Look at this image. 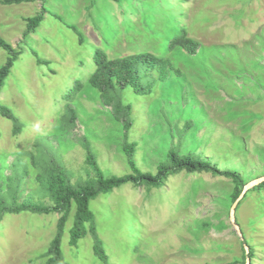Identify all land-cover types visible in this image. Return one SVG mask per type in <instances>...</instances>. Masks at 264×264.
Masks as SVG:
<instances>
[{"label": "rangeland", "instance_id": "374dc122", "mask_svg": "<svg viewBox=\"0 0 264 264\" xmlns=\"http://www.w3.org/2000/svg\"><path fill=\"white\" fill-rule=\"evenodd\" d=\"M42 5L44 20L23 38L25 20ZM183 30L201 47L186 63H177L179 73L171 72L148 96L130 88L120 93L122 101L134 104L128 142L137 144L138 168L155 172L169 149L185 153L194 140L203 159L222 170L236 169L246 183L263 177L264 0L0 3V37L21 50L0 94L21 131L14 135L16 123L0 115V173L26 168L34 177L30 155L37 156L40 143L67 169L73 185L84 182L93 176L85 164V141L105 177L130 173L122 127L88 83L94 49L110 59L138 52L164 56L169 40ZM8 56L0 49V68ZM75 81L82 90L68 103ZM67 104L77 112L74 124ZM233 191L228 177L182 172L161 188L126 184L99 196L90 209L107 264H243L245 240L254 248L250 264H264V189L239 202L242 236L231 221ZM73 214L62 237L63 264H104L94 255L90 233L76 248L69 246ZM59 218L6 215L0 221V264H46Z\"/></svg>", "mask_w": 264, "mask_h": 264}, {"label": "trees", "instance_id": "16d2710c", "mask_svg": "<svg viewBox=\"0 0 264 264\" xmlns=\"http://www.w3.org/2000/svg\"><path fill=\"white\" fill-rule=\"evenodd\" d=\"M32 1L34 0H0V3L11 5ZM45 13L46 10L42 5L39 14L25 20L27 29L23 34V38L36 31L44 20ZM71 28L79 35V40L82 43L84 41L83 37L75 27ZM200 47L201 42L189 37L187 32L183 30L181 35L169 40L167 53L164 56L152 52H138L110 59L101 49H94L93 62L95 69L90 74L88 83L99 92L100 102L103 107L110 111L113 121L119 123L122 127L125 138L122 151L131 170L130 173L122 176L105 177L87 141L84 142L86 150L85 164L88 171L93 173V176L92 174L89 175L84 182L73 185L69 179L67 169L53 152L48 148H41L40 143L35 146L37 156L32 153L30 155L31 165L37 170L34 177L30 176L26 168L22 173L12 169V173L8 176H3V173H0V221L8 214L13 215L23 212L39 215L52 213L60 215L57 221L56 235L52 239L47 253L46 264H63L62 237L72 212L74 214L73 224L69 231V246L76 248L78 242L90 233L94 238L93 252L95 257L102 263L107 264L108 256L103 241L97 235L95 216L90 209V203L99 196L110 194L126 184L156 189L165 186L169 177L182 172H205L232 179L234 191L231 198L233 202L238 199L248 183L243 180L236 169L222 170L217 165H213L207 158L203 159V151L197 152L198 145L196 146L194 140L191 141L192 144L185 153H181L179 147L169 149L165 161L156 167L155 172L142 171L138 168L136 163L137 144L128 142L129 132L133 126L134 104L122 101L120 93L126 88H130L133 94L137 96L152 94L154 86L159 82L166 81L171 72L179 73L180 69L177 67L179 61L186 63L187 56L196 55ZM0 49L9 54L6 63L0 68L1 94L5 80L9 76L14 62L21 55V50L15 49L2 37H0ZM38 62L48 64L41 59ZM81 90L82 84L75 81L66 94L68 103L72 102ZM66 109L67 114L70 115L68 117L69 123L74 124L77 118L76 110L70 104H67ZM0 115L16 123L13 133L18 135L21 126L18 124L17 117L1 102ZM183 134L179 136V145ZM263 189L264 182L248 191L245 198L250 192ZM240 205L241 203H239L238 208ZM245 245L249 247L248 256L253 258L255 255L254 248L246 240ZM242 257L243 264H246L247 252L245 247L243 248Z\"/></svg>", "mask_w": 264, "mask_h": 264}, {"label": "water", "instance_id": "95a60500", "mask_svg": "<svg viewBox=\"0 0 264 264\" xmlns=\"http://www.w3.org/2000/svg\"><path fill=\"white\" fill-rule=\"evenodd\" d=\"M264 182V176L257 178L251 182H249L248 184L245 185L242 193L240 194V196L238 197V199L234 202L231 211H230V216H231V221L234 225V227L236 228V230L238 231V233L242 236V231L240 226L238 225V223L236 222V210L237 207L239 205V202L241 201V199L246 195V193L248 191H250L251 189H253L254 187L262 184ZM245 249L247 252V258H246V264H250V257L248 256V252H249V247L247 245H245Z\"/></svg>", "mask_w": 264, "mask_h": 264}]
</instances>
